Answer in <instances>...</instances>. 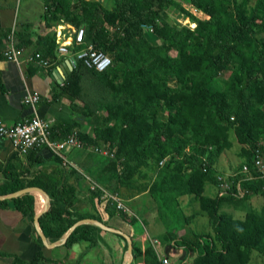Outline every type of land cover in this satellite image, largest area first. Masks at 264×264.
<instances>
[{"label": "trees", "instance_id": "trees-1", "mask_svg": "<svg viewBox=\"0 0 264 264\" xmlns=\"http://www.w3.org/2000/svg\"><path fill=\"white\" fill-rule=\"evenodd\" d=\"M183 1L208 19L194 17L175 0H110L108 7L98 1L45 0L43 20L52 31L37 39V51L52 56L55 27L69 24L82 29L84 42L93 44L111 62L103 72L76 62L60 93L71 109L89 119L91 129L82 133L75 121L57 123L51 127L52 138L60 140L75 132L84 144H106L114 153L108 159L76 150L78 170L61 166L50 152L63 167L56 172L28 171L24 176V170L14 164L0 169V197L30 187L47 194L48 206L38 226L48 244L59 242L80 220L106 224L93 208L99 190H88L90 213L67 182L79 173L121 197L122 189L147 192L165 230L161 243H172L189 254L181 264H249L254 252L264 264V175L253 169L255 149L264 150V0ZM168 9L195 27L170 20ZM25 31L15 33L18 47L28 45ZM218 76L224 81L215 90L212 84ZM230 133L239 146L235 172L246 165L250 174L232 178L228 194L210 197L205 186L218 188L215 165L232 148ZM37 151L26 155L27 162ZM236 183L242 197L236 194ZM255 195L262 196L259 211L248 203ZM183 197L195 201L198 211L207 216L210 234L189 227L194 215L183 212ZM9 203L30 222L39 209L33 193L2 199L0 208ZM225 206L241 210L243 217L233 218L223 210ZM119 215L132 226L138 225L134 216ZM102 231L92 224H80L60 247L68 250L85 244L87 249H101L105 246ZM112 236L124 242L120 258L99 264H121L127 243L118 234ZM130 239L133 260L142 256L145 264L161 263L151 242L146 240L141 250ZM33 241L39 250L32 260L13 258L10 264L51 263L41 253L44 246L37 234ZM110 255L115 251L110 250ZM82 258L80 254L74 264Z\"/></svg>", "mask_w": 264, "mask_h": 264}, {"label": "crops", "instance_id": "crops-1", "mask_svg": "<svg viewBox=\"0 0 264 264\" xmlns=\"http://www.w3.org/2000/svg\"><path fill=\"white\" fill-rule=\"evenodd\" d=\"M89 1H98L104 7L110 5V0ZM45 10V0H0V56L5 45L4 38L11 30L14 31V34L26 30L24 34L26 39L28 38V42H26L28 45L22 47L25 48L26 52L36 50L35 43L37 39L52 31V27L47 28L44 24L43 15ZM16 42H18L17 38ZM71 62L72 60L69 57H63L56 60L48 69L39 68L36 65H24L21 68H17L14 64L0 59V119L4 124L12 126L22 118L32 114L31 110L21 103L25 90H29L39 94L40 99L34 108L40 118L51 121L52 126L57 123L75 121L79 125V131L89 133L91 129L89 119H84L80 110L71 109L67 98L60 93V86L71 71ZM76 104H79V102ZM48 152L44 148L40 149L36 154L30 155V159L27 162L26 156H21L13 150L9 141L0 139V169L8 164H14L17 167L19 165L24 170V176H28V173H26L28 171L30 173L40 171L46 174L56 172L62 165L58 166L54 161V157ZM77 158L76 150L68 152L66 155L67 161L78 168ZM34 160L41 162L34 164ZM215 166L218 174H223L219 171V161L218 163L216 162ZM230 173L232 172L226 174ZM58 177L59 179L61 178L59 175ZM67 182L75 188L77 199L83 203L85 209L93 213L92 206L87 198L88 190L93 183L79 173L69 177ZM207 186L209 185H206L205 189ZM122 192L124 196L121 197L118 192L119 196L130 214L139 221L138 225L132 226L123 220L120 215L114 214L107 206L102 212H98L93 205L96 214L106 223L104 225L132 238L141 250L146 240L149 242L155 240L159 244L156 249L159 259L166 258L168 264H181L187 252L182 248L172 247V243L170 245L161 243V237L165 230L157 220L156 210L147 192L137 193L131 189H122ZM216 192L217 189L215 187L209 186L208 194H205L213 197ZM33 194L38 199L40 209L42 198L36 193ZM257 196L255 195L249 199V205L254 209V205L258 203L259 206H262V199L258 200ZM194 203V201L190 202L187 197L181 198V206L187 216L202 215L198 211V206H194ZM196 211L198 212L196 213ZM194 217L189 227L195 224ZM35 234L36 230L33 221L30 222L27 217L17 213L10 203L5 208H0V264H10L13 258L23 262L31 261L34 254L39 250L33 241ZM100 236L105 245L101 246V249H87L85 244H78L66 250L57 245L50 248L44 247L41 253L45 258L53 262L48 264H74L80 254L83 255L80 264H99L101 261L109 262L112 260L114 262L118 260L122 253L124 242L120 239H115L112 236V232L108 231H102ZM159 247L163 253L159 251ZM110 250L115 251L114 256L110 255ZM125 253L120 259L121 264L128 258ZM129 264L145 263L142 256H139L136 260H133L132 256Z\"/></svg>", "mask_w": 264, "mask_h": 264}, {"label": "built area", "instance_id": "built-area-1", "mask_svg": "<svg viewBox=\"0 0 264 264\" xmlns=\"http://www.w3.org/2000/svg\"><path fill=\"white\" fill-rule=\"evenodd\" d=\"M181 7L188 11L194 17L200 20H207L208 17L201 11L190 5V3L183 0H175ZM181 25L188 26L190 29L195 27L194 24L189 23L187 18L177 21ZM147 32H151L150 27H145ZM5 45L0 56L1 60L14 64L17 68L24 65H36L39 68L48 69L52 64L63 57H69L71 62V70L76 65L77 61H81L84 66L96 72H103L111 66L110 59L101 51H98L93 44H87L83 39V30L75 29L69 24H58L54 30V51L52 56L43 55L41 52L34 50L26 52L25 48L18 47L14 31L5 36ZM40 97L36 92L25 90L21 103L31 110V115L22 118L12 126H6L0 119V139L9 141L13 150L19 155L26 156L30 151L39 149H47L53 156L61 161V165L71 167L75 170L78 168L70 164L66 155L73 150H82L89 153L98 154L102 157L112 159L114 153L109 151L108 145H88L81 142L75 132L67 135L65 138L57 140L53 139L51 135L52 122L40 118L35 112V105L38 103ZM264 148V144H262ZM166 158L158 162V166H162ZM253 169L259 175H264V150L255 149L253 154ZM250 170L246 165H243L239 171H234L230 174L219 175L217 177L219 185L217 188V196H224L233 188L232 178L235 176L248 177ZM93 183V182H92ZM236 194L240 197L243 192L240 189L239 183L234 185ZM98 189L99 197L94 198L93 205L98 212H102L104 208H109L114 214L124 213L130 215L128 208L124 205L118 193H110L105 189L96 186L94 183L90 190ZM151 245L156 251L158 242L151 241ZM160 264H168L166 258L161 259Z\"/></svg>", "mask_w": 264, "mask_h": 264}, {"label": "rangeland", "instance_id": "rangeland-1", "mask_svg": "<svg viewBox=\"0 0 264 264\" xmlns=\"http://www.w3.org/2000/svg\"><path fill=\"white\" fill-rule=\"evenodd\" d=\"M166 13L168 14L170 20H172L173 18H175L176 21L181 20V18H179L177 15L178 12L174 9H168ZM223 81H224V78L222 76H218L212 84L213 89H215V90L219 89L221 84L223 83ZM230 140L233 142L232 148L230 150L224 152L223 155H220L218 160H217V163L219 161V171H221L223 174H226L228 172H234L236 170L238 164H239V159H238L239 146L236 144L234 137L231 133H230ZM223 174H220V175H223ZM208 187L209 186H207V188L205 189L206 194H208L207 193ZM257 198H258V200H261L262 196L258 195ZM248 203H249V201H248ZM194 206H197L196 202L194 203ZM254 207H255V210L259 211L261 206H259V203H258L256 205H254ZM223 210L228 212L235 219H241L243 217V214H244V213H242L241 210L233 209L231 206H225ZM197 212L198 211H196V213ZM201 214H202L201 216L197 215L194 217L195 218L194 219L195 224H193L192 227H190V228H192L194 230H198L200 232L210 234L211 228L208 224L207 216L203 213H201ZM128 216H132V215L130 214ZM159 251L163 253V251L160 250V247H159ZM164 254H167V253H164ZM97 260H98V257H97ZM249 264H262V260H261L260 256L254 252L252 254L251 261Z\"/></svg>", "mask_w": 264, "mask_h": 264}, {"label": "water", "instance_id": "water-1", "mask_svg": "<svg viewBox=\"0 0 264 264\" xmlns=\"http://www.w3.org/2000/svg\"><path fill=\"white\" fill-rule=\"evenodd\" d=\"M26 193H36L38 196H42L43 197L42 206L38 210V212L35 214V216L33 218V223H34V226H35L36 234L40 238V240H41V242H42L44 247L50 248V247H54V246L61 245V244L65 243L67 238H68V236H69V234L72 232V230L76 226H78L80 224L88 223V224H92V225L97 226L98 228H100L103 231L112 232V233L118 234L121 237H123L124 240L127 243V248H126V251H125L126 252L125 255L128 258L122 264H129L131 262V260H132V242H131V239L127 235H125L124 233H122L120 231H117V230L110 229L106 225H104L102 222H99V221L94 220V219H84V220H80V221L76 222L75 224H73L69 228L67 233L64 235V237L59 242L48 244L46 239H45V237H44V235L39 230V226H38V218L47 209V206H48V200L49 199H48L47 194L45 192L41 191L40 189L31 188L30 187V188H24L22 190H19L17 192H14L12 194L7 195V196H3L2 198L13 199V198L19 197V196H21L23 194H26ZM2 198L0 197V199H2Z\"/></svg>", "mask_w": 264, "mask_h": 264}, {"label": "clouds", "instance_id": "clouds-1", "mask_svg": "<svg viewBox=\"0 0 264 264\" xmlns=\"http://www.w3.org/2000/svg\"><path fill=\"white\" fill-rule=\"evenodd\" d=\"M188 19V18H187ZM189 21V20H188ZM190 23V22H189ZM191 24H193V23H191ZM220 175V174H219ZM158 256V255H157ZM160 261H161V259H159Z\"/></svg>", "mask_w": 264, "mask_h": 264}, {"label": "bare ground", "instance_id": "bare-ground-1", "mask_svg": "<svg viewBox=\"0 0 264 264\" xmlns=\"http://www.w3.org/2000/svg\"><path fill=\"white\" fill-rule=\"evenodd\" d=\"M42 200H43V197L41 196Z\"/></svg>", "mask_w": 264, "mask_h": 264}]
</instances>
